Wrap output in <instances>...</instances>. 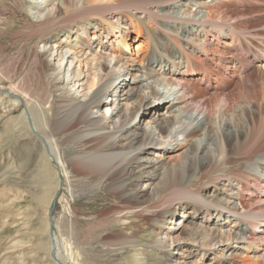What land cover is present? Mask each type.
<instances>
[{"label":"bare ground","instance_id":"1","mask_svg":"<svg viewBox=\"0 0 264 264\" xmlns=\"http://www.w3.org/2000/svg\"><path fill=\"white\" fill-rule=\"evenodd\" d=\"M173 1L177 0H33L31 10L36 21L43 23L42 27L57 22L59 11L64 9L65 15L70 13L71 18L80 19L82 15L85 22L92 17L97 18L99 24L95 25V32H104L107 28L112 35L111 41L102 48L104 51L99 53L93 52L92 46L87 43L86 48L81 50H67L61 43L53 45L44 42L41 45L38 54L41 70L44 72L43 63H46L44 67L52 66L49 69H52L51 80L57 83L55 91L62 92L55 100L60 108L53 125L59 132L64 129L66 141L76 147L73 162L69 163L75 174L83 179L94 178L98 185L108 187L112 183L108 194L138 203L125 214L134 212L135 215L152 211L154 207H163L162 212L171 217L172 206L178 205L186 212L185 220L198 214L201 220L204 217L205 223L190 228L187 238H171L175 249L182 251L181 255H184V247L189 243L201 258L205 256L206 249L216 252L230 250L236 243L241 246L239 249L243 255L240 258L231 252V256L225 258L227 263L230 260L231 264H264V164L257 161L264 154V143L259 144L262 139L256 142L264 134V43L260 42L258 47L244 34L241 35L238 30L244 29L241 24L243 13H230L227 5L234 2L239 8H245L249 3L263 6L261 9L250 6L248 13L253 16L260 13V18H264V0L203 2L205 14L198 19L182 18L174 11L165 12L164 9L168 10ZM157 6L160 11L155 10ZM113 13H123L125 19L114 22L108 18ZM136 13L143 17L142 21L136 18ZM233 18L235 20L231 23L229 20ZM160 19L171 20L169 23L196 25L201 28L202 38L199 41L186 38L187 32L191 31L182 27L184 32L181 37L167 28L161 29L158 34L154 28L163 27ZM80 25H83L79 26L80 30L75 31L79 34L76 36L79 44L81 35L88 36L84 24ZM262 28L264 30V26ZM95 32L92 38L97 39ZM132 32L133 38L130 36ZM257 35L249 34V37L257 40ZM163 38L171 43L170 46ZM66 41L67 36L64 38ZM183 44H189L197 52L189 51ZM176 48L181 51L180 56H176ZM81 53L86 56L82 57ZM257 62L262 64L263 73L256 76L261 77L260 81L251 82L248 80L250 72L247 71ZM152 63L166 70L162 77H155L157 72L151 69ZM181 63L184 65L181 66ZM143 69L145 72H142ZM84 77L91 78L87 87ZM5 93L8 108L25 103L18 119L28 127L27 134L36 137L41 145L42 152L33 177L43 183L39 201L50 207L58 187L63 183L59 172L63 167L59 146L46 132L49 131L48 116L39 111L42 116L38 121H43L39 129L26 97L12 90ZM106 95L110 96L109 104L103 100ZM241 101L256 107V111L242 107L240 112L244 119L233 114ZM165 106L166 111H163ZM224 111L228 115L225 120ZM214 113L220 118L219 127L222 120L226 121L221 126L223 130L219 142L215 141L211 131L207 133L208 130L203 140L193 139L200 131L198 123ZM63 114H66L65 117ZM208 125L212 127V123ZM34 142L33 145L37 146ZM24 151L30 155L33 147L23 142L16 153L17 165H5L6 170L14 173L25 169L32 155L26 160ZM253 164H259V173L251 170ZM156 178L160 179L159 186L153 188L148 197L155 203L153 205L156 202L162 204L153 207L148 202L143 205L140 203V198L146 193L145 190L142 192L143 186ZM197 180L203 181L201 188L204 190L209 184L220 190L224 182L229 186L235 182V206L219 198L220 193L206 196L196 187ZM222 215L235 217L241 225L234 233L223 232L215 239L216 233L211 230V224ZM159 235L151 245L164 257L153 264H171L172 259L166 255L170 251ZM57 242L53 235L49 237V253L52 256L56 253L53 260L59 257L60 261L56 264H68L61 260L60 244L57 245ZM21 246V243H14L12 248ZM63 246L74 261L72 244L66 241ZM180 257L183 258L180 255L174 257L175 264H206L187 261L189 254L181 260ZM135 259L139 264L141 260ZM224 262L219 260L221 264Z\"/></svg>","mask_w":264,"mask_h":264},{"label":"rangeland","instance_id":"2","mask_svg":"<svg viewBox=\"0 0 264 264\" xmlns=\"http://www.w3.org/2000/svg\"><path fill=\"white\" fill-rule=\"evenodd\" d=\"M210 1L177 0L173 1L174 3L170 2L172 5L167 7L168 10H165V8L164 11H168V13L174 11L176 16L182 18L198 19L205 14L202 3H209ZM32 2L33 0H0V264H56L59 262V257H57V260H53L56 257V253L53 257L48 250L50 228L55 240L58 241L56 244H60L59 252L62 254L61 260L68 264H137L136 257L141 260L139 264H153L164 257V254L154 250L153 245H151L159 233V238L161 237L166 245V249L168 248L170 251L166 255L172 259L171 264H175V256L179 257L180 255L184 258L186 254H189L187 261L192 260L194 263L204 262L206 264H221L219 260H224L225 262L223 264H231L230 260L228 263L226 261L231 256L229 255L231 252L241 258L243 255L239 249L241 246L236 243L233 244L230 250L225 249L216 252L206 249V254L203 258L200 257L196 250H192V243H189L184 247V255H181L180 253L182 251L175 249V243H172L171 238L176 236L186 237L190 228L205 223V219L202 216L201 220V215L198 214L196 217L189 216L185 220V210L178 208V205L175 206L174 204L171 208L173 212L171 217H169V214L162 212L163 207H154L162 203L156 202V205H153L155 203L151 202L148 196L153 188L159 186V178L146 182L149 184L144 185L142 189V192H144L143 190L146 191L145 196L141 197L142 199L140 198V203L146 205L145 203L148 204L149 202V205L152 204L154 209L149 212H140V214L134 215V212L129 214H125V212L130 207L133 208L137 202L108 194V188L112 186V183L108 187L102 184L98 185L94 178L91 180L83 179V177L78 176L72 171L73 169L69 163L73 162V154H75L76 147L66 141V132L64 129L62 131L60 130V133L55 128V125H53L57 119L56 112L60 108L59 102L55 100L61 96L62 92L60 90L55 91L57 83L51 80L52 76L50 72L52 69H49L52 66L44 67L46 63H43L42 68H44V72L41 70V66L38 63V54L41 52V45L44 42H50L53 45L61 43L67 50L69 48L85 49L86 45L90 44L89 46H92V51L99 53L104 51L102 48L111 41L112 35L108 33L107 28H105L104 32H95L94 27L99 24L97 18L92 17L90 21L85 22L82 19V15L81 19L80 17L71 18L70 13L65 15L64 9L59 11V20L57 22L54 21L53 25L48 24L49 26H43L45 29L41 30L43 23L36 21L31 10ZM227 5L229 6V10H231L230 13L234 15L239 12L243 13L241 24L244 29H242L243 32L238 31L241 32V35L244 34L243 36H246L245 38L252 40L254 44L260 47V42L264 43V35L262 34L264 33L262 28L264 26V18H260V13L253 16L248 12L251 10L250 6H255L260 9L263 6L258 7L257 5L249 3L245 9L239 8V5L234 2L227 3ZM236 5L237 7H235ZM155 10L160 11V7L157 6ZM245 14L247 15L245 16ZM122 15L123 13L115 15L113 13V15H108V18L114 22H118L125 19ZM83 16L85 17L87 15L83 14ZM135 16L140 21L143 20V17L139 13H136ZM67 17L69 19H66ZM232 20H235V18L229 21L231 22ZM170 21L160 19L159 23L163 27H160V29L155 27V32L159 34L162 31L161 29L166 30L167 28V30L176 36L181 37L180 34L184 32L181 31L182 27L186 31H191V33L187 32L185 35L186 38L201 40V28H198L196 25H186L176 22L169 23ZM80 24H84L88 30V36L81 35L82 40L79 44L76 39V36L79 34H75V31L80 30V27L83 26ZM94 32L95 36H98L97 39L92 38ZM257 33L258 35L255 36L258 38L257 40L249 37V34ZM65 36H67L66 42H64ZM130 36L133 38L134 33L132 32ZM163 40L168 45L171 44L166 39L163 38ZM183 46L189 51L193 50L197 52L189 44H183ZM176 50V56H180L181 51L177 48ZM81 56H86V54L81 53ZM90 57L91 55H89ZM183 65L184 63H181V66ZM261 65L260 62H257L250 66L247 71L250 72L248 76L249 81H260L261 77H257L263 73ZM150 67L157 72L154 74L155 77H162L166 71L163 70V67H156L155 63H152ZM82 69L84 70V66ZM142 72H145V69ZM255 72L256 75L254 74ZM88 78L86 79L84 77L86 87L91 82V78ZM10 90L26 97V102L33 110V116L35 115V122L38 124L39 129L43 126V121L40 122L42 115L39 111L46 113L48 116V121H46L47 125H49V129L47 128L49 131L46 132L49 135L51 134L50 136L55 140L57 146H59L58 148L62 158L61 166L63 167L59 172L63 183L58 187L50 207L39 201L43 183L33 177L37 168L39 155L42 152L41 145L36 137L27 134L28 127L18 119L22 109L25 108V103L23 106H14L15 108L7 107L8 97L5 91ZM103 100L106 104H109L110 96H104ZM242 107L256 111L255 105L241 101L240 107H235L234 109V117H244L240 112ZM163 111H166V106ZM65 115L63 114L62 116L65 117ZM223 116V120L228 116L225 111ZM219 120L220 118L215 113L209 119L204 117V121L198 123L200 124V131L197 132L193 139L200 138L203 140L206 135L205 131L208 130L207 133L211 131L210 133L215 137V141L219 142L221 126L226 122L222 120L219 127ZM209 123H212V127L208 125ZM258 140H261V142L259 143ZM263 140L264 134L256 142L261 144L264 143ZM22 141L29 143V146L31 145L33 147L30 155L24 151V155L27 156H25L26 160L32 155L31 161L23 171L10 173V169L6 170V166L9 164L17 165L16 153L21 149ZM32 141H35L34 143L40 147L38 146L37 149V146L35 144L33 145ZM176 153L178 154L179 152ZM263 156L264 154L257 158V161L264 164ZM162 159L164 160L165 156ZM251 170L259 173V164H253ZM67 177H69V180ZM231 184L232 186H229L227 182H224L220 190H217V187L209 184L204 190L201 188L203 181L197 180L196 187L200 188L208 197L216 196L220 193L219 198L224 199L226 204L235 206L237 199L233 190H235L234 187H236V184L235 182ZM124 201L127 202L124 203ZM129 203H133L132 206ZM240 225L241 222L236 220L235 217L222 215L216 218L211 224V230L216 233L215 239H218L223 232L225 234L228 232L234 233ZM185 239L180 241L183 242ZM66 241L72 244L74 261L69 258V255L63 249V247L65 248L63 245ZM14 243H21L22 246L13 249L12 246ZM122 246L124 248H121ZM259 253H262V251H259ZM183 258L180 257L179 259L181 260ZM258 262L261 263V260H258Z\"/></svg>","mask_w":264,"mask_h":264},{"label":"water","instance_id":"3","mask_svg":"<svg viewBox=\"0 0 264 264\" xmlns=\"http://www.w3.org/2000/svg\"><path fill=\"white\" fill-rule=\"evenodd\" d=\"M50 227H51V218H50ZM49 234H50V236H52V234H53L51 228L49 229Z\"/></svg>","mask_w":264,"mask_h":264}]
</instances>
